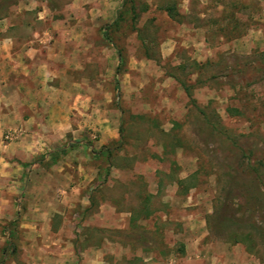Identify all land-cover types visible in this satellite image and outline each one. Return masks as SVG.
<instances>
[{
    "label": "rangeland",
    "instance_id": "rangeland-1",
    "mask_svg": "<svg viewBox=\"0 0 264 264\" xmlns=\"http://www.w3.org/2000/svg\"><path fill=\"white\" fill-rule=\"evenodd\" d=\"M260 2L58 11L85 24V103L61 137L3 133L0 264H264Z\"/></svg>",
    "mask_w": 264,
    "mask_h": 264
},
{
    "label": "crops",
    "instance_id": "crops-1",
    "mask_svg": "<svg viewBox=\"0 0 264 264\" xmlns=\"http://www.w3.org/2000/svg\"><path fill=\"white\" fill-rule=\"evenodd\" d=\"M69 2L0 0V149L6 147L5 131L33 138L63 136L69 129L71 108L85 103L78 90L85 88L91 46L84 35L85 24L77 20L75 26L83 27L73 34L58 16L63 9L70 13ZM259 6L254 20L261 30L264 0ZM259 29L254 38L261 44ZM73 90L77 92L71 95ZM219 264L247 263L245 258H227Z\"/></svg>",
    "mask_w": 264,
    "mask_h": 264
},
{
    "label": "trees",
    "instance_id": "trees-1",
    "mask_svg": "<svg viewBox=\"0 0 264 264\" xmlns=\"http://www.w3.org/2000/svg\"><path fill=\"white\" fill-rule=\"evenodd\" d=\"M134 25H135V24H134V22H133V23H132V26H133V29L135 30V26H134ZM184 91H185L187 97H189V93H188L187 88H184Z\"/></svg>",
    "mask_w": 264,
    "mask_h": 264
},
{
    "label": "built area",
    "instance_id": "built-area-1",
    "mask_svg": "<svg viewBox=\"0 0 264 264\" xmlns=\"http://www.w3.org/2000/svg\"><path fill=\"white\" fill-rule=\"evenodd\" d=\"M6 135H8V136H6L5 139H8V137L11 136L10 134H6Z\"/></svg>",
    "mask_w": 264,
    "mask_h": 264
}]
</instances>
